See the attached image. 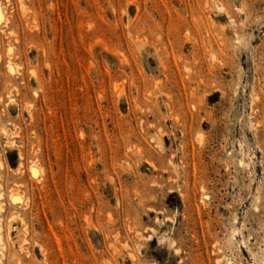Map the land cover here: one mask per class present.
Segmentation results:
<instances>
[{
  "label": "rangeland",
  "instance_id": "1",
  "mask_svg": "<svg viewBox=\"0 0 264 264\" xmlns=\"http://www.w3.org/2000/svg\"><path fill=\"white\" fill-rule=\"evenodd\" d=\"M0 9L2 264H264V0Z\"/></svg>",
  "mask_w": 264,
  "mask_h": 264
},
{
  "label": "bare ground",
  "instance_id": "2",
  "mask_svg": "<svg viewBox=\"0 0 264 264\" xmlns=\"http://www.w3.org/2000/svg\"><path fill=\"white\" fill-rule=\"evenodd\" d=\"M217 8L220 9L219 7H217ZM222 8H223V7H222ZM1 11H2V10L0 9V19H3V18H1V16H2V15H1ZM0 22H1V21H0ZM2 24H3V23H2ZM216 59H217V58H216ZM1 196H2V195H0V198H1ZM12 199H13L14 201H16V199H14L13 197H12ZM13 200H12V201H13ZM17 201H19V200H17ZM0 208H1V207H0ZM1 209H2V208H1ZM0 242H2V238H1V236H0ZM0 264H2L1 261H0Z\"/></svg>",
  "mask_w": 264,
  "mask_h": 264
}]
</instances>
